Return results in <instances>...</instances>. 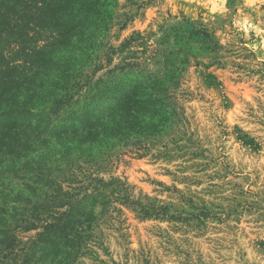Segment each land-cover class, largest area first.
Segmentation results:
<instances>
[{
  "label": "clouds",
  "instance_id": "9594fccd",
  "mask_svg": "<svg viewBox=\"0 0 264 264\" xmlns=\"http://www.w3.org/2000/svg\"><path fill=\"white\" fill-rule=\"evenodd\" d=\"M185 19L208 25L213 42L198 57L199 69L196 60L188 57L189 64L182 66L187 71L178 87H174V74L161 72L154 99L163 118L162 141L145 145L150 151L144 155V148H133L114 121L107 125V142L100 153L114 152L118 160H113L111 171L93 173L105 181H125L133 186L134 199L145 205L155 202L157 208L177 203V193H199L211 206L220 200L214 201L205 191L235 184L249 191L253 185L255 190H264V0H158L146 6L143 18L133 19L112 43L118 46L139 32L151 54L157 43L156 38L149 39V33L158 32L165 21ZM240 39L249 43L240 45ZM244 47L256 52V60L238 58ZM119 60L118 55L113 65ZM217 60L226 67H218ZM174 108L177 113L183 110L186 122H175ZM248 139L255 141L256 150L246 143ZM165 145L169 149L180 147L189 156H202L153 163L152 157L165 151ZM191 164H199L200 169L178 170ZM117 208L122 212L118 217L122 225L113 219L111 226L99 222L88 231L74 232L64 251V264H131L126 253L142 256L145 264H264V217L229 216L225 205L224 211L216 213L219 219L211 228H198L173 225L163 215L144 217L138 208L114 201L112 209ZM109 212L117 216L115 211Z\"/></svg>",
  "mask_w": 264,
  "mask_h": 264
},
{
  "label": "rangeland",
  "instance_id": "374dc122",
  "mask_svg": "<svg viewBox=\"0 0 264 264\" xmlns=\"http://www.w3.org/2000/svg\"><path fill=\"white\" fill-rule=\"evenodd\" d=\"M26 1L0 2V79L10 71L12 77L18 79L15 83L9 80L0 83V91H4L3 97H17L20 107L17 108L13 102H0V208L17 205L12 197L18 194L23 197H31L32 193L38 195L40 184L36 182L33 173L43 170L44 165L51 166V175H63L56 169L61 162L58 160L62 153L61 144L66 142V138L57 136L61 135L58 134V128L70 125V120L77 117L80 108L73 115L64 111L49 112L48 93H51V97H60L64 89L66 91L74 81H80L83 87L79 96L88 97L90 93H95L89 88L96 82L133 83L138 77L137 67L128 70L126 64L137 63L135 65L152 70L156 67V62L160 64L157 67L159 70L167 71L174 65L181 69L175 76L174 87H178L187 71L182 66L189 64L188 57L196 60V68L199 69L202 64L198 57L213 42L208 25L202 21L189 22L185 19L174 23L165 21L158 32L149 33V39L156 38L157 43V49L151 54L147 41L139 32L125 38L118 46L112 43L114 39H120L121 33L133 19L143 18L146 6L155 5L158 0H126L124 4L120 0ZM159 2L162 3L163 0ZM34 7L38 9L35 10ZM169 19L175 20L170 15ZM238 43L245 45L249 42L240 39ZM240 51L241 56L238 58L256 60V52L247 47ZM118 55L119 63L113 65V60ZM216 64L220 68L226 67L218 60ZM210 66L203 65L205 68ZM96 88L102 89L103 83ZM24 108L27 110H23ZM19 110L22 112H18ZM180 113L183 118L180 123L186 122L183 111L180 110ZM162 139L163 137L160 141ZM246 143L252 144L253 150L258 147L253 140L248 139ZM163 152H167L168 156L156 154L152 157V162L163 160L171 163L185 157L198 160L202 156V153H192L189 156L180 147ZM91 153L88 160H94L100 165L96 172L111 171L113 160H118L117 154L113 152V160L104 167L99 153ZM148 153L144 152V155ZM84 158L85 155L79 161ZM187 163L185 160V164ZM189 168L200 169V165L191 164L188 168L178 170L186 171ZM58 179L57 182L60 181ZM130 187L132 193L133 186ZM223 192L230 194L225 196ZM177 195L178 202L165 205L161 207L162 210L157 209L155 202L146 204L156 210L150 217L159 218L163 215L173 225L211 228L219 219L216 213L224 211L225 205L229 216L237 213L264 217V190H255V185L250 191L239 184L231 185L230 188L222 186L219 191H205V195L213 196L214 201L220 200V203L213 202L211 206L203 202L199 193ZM131 198L141 203L133 195ZM119 211H115L117 221L122 215L120 209ZM124 239H127L126 235ZM125 256L126 261L130 260L131 264H145L142 256L128 253Z\"/></svg>",
  "mask_w": 264,
  "mask_h": 264
},
{
  "label": "trees",
  "instance_id": "16d2710c",
  "mask_svg": "<svg viewBox=\"0 0 264 264\" xmlns=\"http://www.w3.org/2000/svg\"><path fill=\"white\" fill-rule=\"evenodd\" d=\"M5 1L11 0H0ZM135 64L125 65L128 70L137 67L138 77L133 83L96 82L89 88L95 93L80 97L83 85L74 81L60 97H51L48 93L49 112L64 111L73 115L80 108V113L70 120V125L58 128L61 135L57 136L66 138V142L61 144L62 153L58 159L61 162L56 169L63 175H51V166L44 165L43 170L33 173L40 184L38 195L32 193L31 197H23L18 194L12 197L17 205L0 208V264H64V251L74 232L88 231L99 222L111 226L109 222L116 217H112L109 210L120 212L112 209L114 201L138 207L144 217L155 214L156 210L150 205L132 200L131 187L125 181L113 178L107 182L93 175L100 165L88 160L92 151L99 153L104 167L113 160V152L101 154L100 149L107 142V125L114 121L117 122V130L133 148H144L147 153L150 149L145 145L161 142L163 118L158 110L159 102L154 99L156 82L161 72L177 76L181 69L174 65L167 71L159 70V62L152 70ZM12 76L11 71L6 73L0 83L8 80L17 82L18 79ZM100 83H103V88L99 90L96 87ZM3 95L4 91H0V102H13L20 108L17 97ZM173 115L177 124L183 121L175 108ZM164 147L170 151L167 145ZM166 153L160 152L157 156H168ZM84 155L86 158L79 161ZM157 209L162 210L161 207Z\"/></svg>",
  "mask_w": 264,
  "mask_h": 264
}]
</instances>
